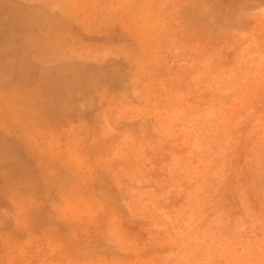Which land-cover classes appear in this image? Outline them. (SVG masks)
I'll return each mask as SVG.
<instances>
[{
  "label": "rangeland",
  "instance_id": "374dc122",
  "mask_svg": "<svg viewBox=\"0 0 264 264\" xmlns=\"http://www.w3.org/2000/svg\"><path fill=\"white\" fill-rule=\"evenodd\" d=\"M0 264H264V0H0Z\"/></svg>",
  "mask_w": 264,
  "mask_h": 264
}]
</instances>
